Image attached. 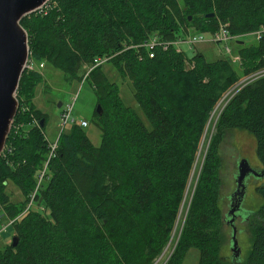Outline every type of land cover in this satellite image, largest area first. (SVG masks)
I'll return each instance as SVG.
<instances>
[{
  "label": "trees",
  "instance_id": "obj_1",
  "mask_svg": "<svg viewBox=\"0 0 264 264\" xmlns=\"http://www.w3.org/2000/svg\"><path fill=\"white\" fill-rule=\"evenodd\" d=\"M182 21L200 33L224 24L232 36L254 34L264 30V0H52L23 19L31 61L50 62L78 80L94 60L109 58L133 84L150 128L97 67L86 81L102 109L94 116L100 147L78 124L70 125L48 161L50 144L40 127L45 119L32 103L41 76L25 71L19 111L0 157V213L14 221L19 242L0 250V264H153L171 239L177 244L165 264H183L190 249L199 252L198 264H240L222 254L219 152L228 132H247L264 168V76L221 112L191 191L207 125L240 78L226 61L209 63L200 54L188 59L175 47L149 58L143 45L153 36L175 42ZM243 48L245 76L264 70V36ZM9 180L23 190L26 204L6 197ZM256 193L262 206L251 216L253 240L243 264H264V182Z\"/></svg>",
  "mask_w": 264,
  "mask_h": 264
},
{
  "label": "rangeland",
  "instance_id": "obj_2",
  "mask_svg": "<svg viewBox=\"0 0 264 264\" xmlns=\"http://www.w3.org/2000/svg\"><path fill=\"white\" fill-rule=\"evenodd\" d=\"M181 3V2H180ZM191 19V15H188ZM181 27V32L178 34L183 37V34H188V36H192L196 33H200L203 30L197 27L196 25H192L191 28H186V24L184 21L179 24ZM185 32V33H184ZM205 40L210 38L208 33H201ZM257 37L254 34H248L241 36L240 40L238 41H230L227 46L230 52L225 50V46L223 44H215L212 42H203L198 43L194 46L189 45H180V49L182 52L185 53L188 59L194 58L197 54H200L204 57L206 62L214 63L217 61H226L230 63L235 71L238 73L240 78L239 84L243 81L253 78H257V75L261 72L252 73L250 75H246L243 72L242 64L245 65V60L243 61L242 54H239V51L242 47L247 49L249 47L257 46ZM29 63L31 64V70L37 71L40 74V83L34 90L33 93V106L36 111L41 114L45 119L44 124V134L48 141V144H55L59 140V137L62 131L61 128V115L63 110L70 104H74V109L71 115V119L75 120L77 123L80 121H85L89 126L88 128L84 129L88 139L90 140L91 144L98 148L101 145V132L99 128L94 123V116L97 115V98L96 95L89 83L86 81L83 76L85 73L81 70L80 71V79L69 80L65 76L63 72L57 69L52 63L50 62H41L35 63L31 61V55L29 59ZM247 65L250 67L253 66V62H247ZM91 65L88 66L90 68ZM87 69V68H86ZM102 70L107 77V79L111 83H115L118 86L119 96L121 98L122 103L124 106L131 108L136 115L141 119V121L150 128V123L147 120L140 104L137 102L134 96V86L128 80H123L119 73L116 71L115 67L111 63H105L102 65ZM27 71V69H26ZM238 85V84H237ZM245 88V87H244ZM244 88L239 87V90L235 93L238 94ZM228 95V93L226 94ZM226 95L220 101V103L215 107L214 112L211 116V119L207 125L202 145L200 148V152L197 158V162L195 164V177L192 176L190 186H192L191 191L195 187L197 178L199 176L205 153L207 150V146L210 142V139L213 135L215 130L217 121L220 117L221 112L229 103V99L233 96H229L225 99ZM61 104V108H58V105ZM70 126V125H68ZM67 126V127H68ZM32 126H27L25 128L26 131H29ZM70 130V127L66 129V133ZM219 157L222 161V168L220 173V178L222 181V209L223 215L226 217L229 211L230 205V196L235 191V176L237 173V163L241 159H246L250 166L255 170H262V166L257 159L256 156V144L253 136L249 133H245L242 131H232L228 132L225 136L223 145L219 152ZM264 179L255 178L250 176L246 180V195L244 198V202L242 205V210L244 213L253 215L256 213L257 210L262 206V200L256 193V188L259 184L263 183ZM40 183V182H39ZM190 191V193H191ZM5 195L9 198V201L13 205H23L27 203L26 197L24 195L23 190L12 180L8 181V185L5 188ZM189 198V196H188ZM189 202V200H188ZM185 212V211H184ZM3 213H0V230L6 226L9 221L3 217ZM181 224V223H180ZM236 229H237V239L239 243V248L241 250V256L239 258V263L243 264L247 260L249 253L251 251L253 234L252 228L255 225L254 217H250L248 221H244L242 219H238L236 221ZM181 230L180 228L176 227V238H179ZM174 231V232H175ZM178 231V233H177ZM178 234V236H177ZM222 235H223V251L222 254L224 257L228 259H232V253L230 251L231 247V237H232V229L227 225L225 222L222 228ZM175 236V235H174ZM13 238L12 231L8 230L7 232H3L0 236V250H2L5 246L11 243ZM177 242L171 239L168 243L166 248L164 249L163 253L154 261L155 264L160 257L163 256V259L159 264H164L167 258L173 253L174 248ZM199 261V252L196 249H190L186 257L184 259L183 264H198ZM237 261V260H236Z\"/></svg>",
  "mask_w": 264,
  "mask_h": 264
},
{
  "label": "water",
  "instance_id": "obj_3",
  "mask_svg": "<svg viewBox=\"0 0 264 264\" xmlns=\"http://www.w3.org/2000/svg\"><path fill=\"white\" fill-rule=\"evenodd\" d=\"M49 1L0 0V157L18 114L20 103L17 92L30 59L28 35L21 22L29 15L39 12ZM211 17H214V14L207 16V18ZM61 106L59 104L58 108ZM97 114H102L100 106L97 108ZM40 127H44V120L40 122ZM250 176L264 179V168L258 171L253 169L246 159L239 160L235 176L236 188L229 198V211L226 215V223L232 229L230 251L234 261H238L241 256L235 223L239 218L248 221L253 215L242 210L246 195V180ZM18 242V238H12V247H17Z\"/></svg>",
  "mask_w": 264,
  "mask_h": 264
},
{
  "label": "built area",
  "instance_id": "obj_4",
  "mask_svg": "<svg viewBox=\"0 0 264 264\" xmlns=\"http://www.w3.org/2000/svg\"><path fill=\"white\" fill-rule=\"evenodd\" d=\"M52 0H50L40 11H43V9L45 7H47V5H49V3L51 2ZM189 34V33H188ZM188 34H184L183 37L177 39L175 42H161L157 37L153 36L151 37L144 45H143V48L146 49V51L148 52V55H149V58H154L155 56V52L157 49H161L162 51H167L168 49L172 48V47H175L176 51L178 53H183L182 50L180 49V45H189V46H194L198 43H203V42H212V43H215V44H223V46H225V50L227 52H230L227 44L230 42V41H236L238 42L240 40L241 37L239 36H232L230 33H229V30L227 28V25H224V24H219L217 29L212 32V33H208L210 35V38L208 40H205L203 38V36L201 35V33H196L192 36H188ZM254 35L257 37V40H260L263 36H264V30L262 29L261 31L259 32H256L254 33ZM30 61V60H29ZM109 61V58H103V59H96L93 61V64L91 65L90 68H87L85 69L86 70V73H85V70H84V77L85 80L87 79V77L89 76V74L97 67H101L103 64H105L106 62ZM31 64L28 62L27 64V70H31ZM264 76V70H262L258 75H257V78H261ZM255 78L251 79V81L249 79L243 81L242 83H238V85H236L233 89H231L229 92H228V95H226L225 99L229 96H232L229 100H231L234 96H235V93L239 90V87H246L248 84L252 83L254 80H256ZM228 104V103H227ZM73 109H74V104H70L68 105L62 112V115H61V128H62V131L68 126V125H75V124H78L81 128L83 129H86L88 128V124L85 122V121H80V122H76L75 120L71 119V115H72V112H73ZM19 111V110H18ZM13 126V125H12ZM20 128L22 127H17L16 130L18 131ZM12 129V127H11ZM58 142V141H57ZM6 147V146H5ZM57 148V143L55 144H50V156H49V159L48 161L51 159V157L53 156V153L54 151L56 150ZM47 166V164H46ZM46 169V167H45ZM45 171V170H44ZM44 175V172L42 173V176L39 180V182H41V179ZM40 184V183H39ZM33 200H34V196L32 197L31 201H30V204L28 205V208H31L32 205H33ZM14 223V221H9V223L4 226L1 230H0V236L3 234V232H7L8 230H11L12 231V224ZM170 257V256H169ZM169 257L167 258V260L169 259ZM163 259V256L159 258V260L155 263V264H159L161 262V260ZM167 260L164 262V264L167 262Z\"/></svg>",
  "mask_w": 264,
  "mask_h": 264
},
{
  "label": "flooded vegetation",
  "instance_id": "obj_5",
  "mask_svg": "<svg viewBox=\"0 0 264 264\" xmlns=\"http://www.w3.org/2000/svg\"><path fill=\"white\" fill-rule=\"evenodd\" d=\"M240 219V218H239Z\"/></svg>",
  "mask_w": 264,
  "mask_h": 264
}]
</instances>
